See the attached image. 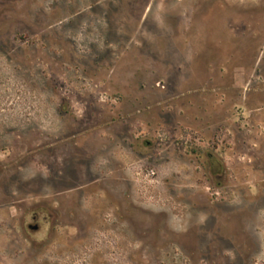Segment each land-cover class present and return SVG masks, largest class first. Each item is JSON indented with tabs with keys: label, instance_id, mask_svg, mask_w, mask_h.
I'll use <instances>...</instances> for the list:
<instances>
[{
	"label": "rangeland",
	"instance_id": "1",
	"mask_svg": "<svg viewBox=\"0 0 264 264\" xmlns=\"http://www.w3.org/2000/svg\"><path fill=\"white\" fill-rule=\"evenodd\" d=\"M0 264H264V0H0Z\"/></svg>",
	"mask_w": 264,
	"mask_h": 264
},
{
	"label": "flooded vegetation",
	"instance_id": "2",
	"mask_svg": "<svg viewBox=\"0 0 264 264\" xmlns=\"http://www.w3.org/2000/svg\"><path fill=\"white\" fill-rule=\"evenodd\" d=\"M210 162L212 165L214 164L213 156L211 157ZM212 168L215 169V166H212ZM40 223H43V220L39 219L38 215L35 214L33 216V223L28 224L27 229L31 232L38 233L41 231Z\"/></svg>",
	"mask_w": 264,
	"mask_h": 264
}]
</instances>
